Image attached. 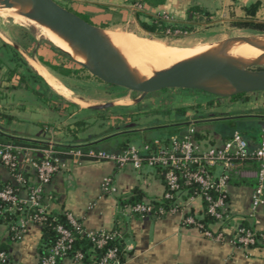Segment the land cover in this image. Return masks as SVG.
<instances>
[{
	"label": "crops",
	"instance_id": "1",
	"mask_svg": "<svg viewBox=\"0 0 264 264\" xmlns=\"http://www.w3.org/2000/svg\"><path fill=\"white\" fill-rule=\"evenodd\" d=\"M70 1L73 7L72 11L90 17L96 26L104 27L103 29L109 28L110 25H124L130 23L132 19H137V14L132 11L133 5L137 3L141 4L143 17L148 21L149 18L155 17L157 14L168 15L170 19L174 20V23L182 22L184 19L196 22V19H200V17H202L201 22L207 25H212L215 20L229 21V19L232 21L244 19L264 21V0ZM256 3L261 4L256 16L247 15L245 9ZM192 9L202 10L203 16L196 12L192 14ZM1 42L10 59L15 54L19 56L20 53L18 54L16 51L14 54L12 53L14 49L10 48L8 43ZM25 50L33 62L30 63L20 54L22 66L12 63L13 67L10 68L17 69L20 76L25 75L26 77L29 76L28 70L37 72L36 74L43 79L37 84L38 93L42 94L44 98L40 99L34 96L31 89H21L32 96L26 95L15 110L9 111L8 115H4L5 118L0 117V130L8 135L67 147L99 143L97 147L100 149L120 152L121 136L127 134L142 136L144 142L140 146L132 145L130 147L143 149L150 141L165 140L171 136L182 135L190 126H194L196 130L205 133L203 144L207 147H221L235 131H239L244 136L252 149L260 145L264 133V116L254 114H227V116L219 117L211 113L208 116L199 115L196 117L194 114L188 113L184 123L163 124L157 122L153 125L142 126L138 122H134L130 126V130L126 132H116L117 130H114L113 127H111V131L103 132L105 126H98V123H95L96 119L93 120V115H89L98 111L77 103L78 101L85 103L82 99L74 97L68 99L56 92L43 73H40L39 68L36 69L33 66L35 63L40 65L47 74L55 78L50 73L51 69L43 64L46 62L40 55L34 56L33 53H30L28 48ZM0 56L2 55L0 54ZM55 79L59 81L57 78ZM97 81L105 86L115 87L98 79ZM62 85L74 96L72 90L64 84ZM21 97L19 95V98ZM105 104L111 103L106 102ZM144 104V100L134 101L124 96L118 99L117 105L111 104V108L130 112L135 107L140 110L145 109V106H141ZM68 108H78L80 117H77V113H74L72 117L77 118V122L85 121L86 126L90 128L75 131L71 126L72 131L63 132L61 127L64 126V121L68 118L66 114ZM141 113L146 114V111H140L139 114L142 115ZM151 116L158 117L160 115L155 112L145 115L147 118ZM3 122L9 125L8 129L2 127ZM16 122L24 125L22 132L12 128V125L17 127ZM91 129L92 131H90ZM168 129H173L170 135H152L155 130ZM26 167L33 171L29 166ZM239 171L241 177L233 179L229 187L228 204L231 221L227 233L230 235L243 223L254 225L256 229L264 232V206L258 211L255 220L251 218L252 196L257 186L256 166L254 164L245 165L240 167ZM106 178L112 179L116 189L115 193H103L102 184ZM0 179L3 182H12L9 171L1 164ZM135 189L144 193L146 202L163 198L166 191L163 179L156 169L145 167L141 171H136L130 166L119 169L111 162L85 160L75 163L67 160L66 168L61 169L48 186L45 204L49 213L64 212L72 215L76 221L81 223L87 233L120 231L124 238L125 248L123 264H264V244L246 249L233 246L229 242H219L207 238L196 227L183 225L182 217L178 214L154 218L137 217L130 214L128 210L122 213L120 200L129 197ZM184 206L188 213L193 212L196 215H201L203 212V202L200 198L186 200ZM217 230V226L212 227L213 232ZM42 242L43 230L40 225H30L26 234L16 240L8 226L0 222V248L7 251L9 264H40ZM60 264L79 263L72 259H65Z\"/></svg>",
	"mask_w": 264,
	"mask_h": 264
},
{
	"label": "built area",
	"instance_id": "2",
	"mask_svg": "<svg viewBox=\"0 0 264 264\" xmlns=\"http://www.w3.org/2000/svg\"><path fill=\"white\" fill-rule=\"evenodd\" d=\"M136 6L142 8L140 4ZM161 16L170 21L168 15ZM196 133V128L190 126L184 134L171 136L167 143L155 140L143 149L130 147L120 152L83 146H73L62 151L57 149L56 145L39 149L0 142V164L9 171L13 183L0 189V218L6 219L8 214L17 215L7 226L13 238L20 239L30 225H42L45 215L49 213L45 204L46 190L54 176L66 168L67 160L75 163L85 160L111 162L119 169L130 166L136 171L145 167L163 171L166 188L163 198L172 201L169 211L164 208L156 210L149 202L124 211L154 218L178 214L182 217L183 225L196 227L207 238L229 242L233 246L246 249L264 244V232L256 229L254 225L237 227L230 235L227 233L231 221L229 187L233 177H241L240 167L250 164L256 166L257 186L252 196L251 218L255 220L258 211L264 206V133L260 145L255 149L250 147L239 131L233 132L221 147H207L199 143L195 138ZM26 166L36 174L33 187H26L28 179L22 174ZM1 182L3 181L0 179V184ZM182 185L197 189L185 199ZM102 191L105 194L116 192L111 178L104 179ZM196 198L202 200L203 212L213 220L209 229L200 221L203 212L201 215L186 212L184 201ZM67 220L79 235L91 239L96 250L105 248L110 242L124 239L117 230L87 233L81 223L70 214L67 215ZM214 226L218 227L216 232L212 231ZM57 232L58 240L48 255L41 259L40 264H58L71 250L75 241L73 231L59 225ZM124 256L125 248L120 250L118 247H112L95 262L84 263V255L81 253L75 255L72 260L79 264H123ZM0 264H9L8 256L4 252L0 253Z\"/></svg>",
	"mask_w": 264,
	"mask_h": 264
},
{
	"label": "rangeland",
	"instance_id": "3",
	"mask_svg": "<svg viewBox=\"0 0 264 264\" xmlns=\"http://www.w3.org/2000/svg\"><path fill=\"white\" fill-rule=\"evenodd\" d=\"M55 1L85 21L95 25V23L90 20V17L72 11L73 7L70 0ZM74 9L76 8L74 7ZM132 11L136 14H144L142 8H138L136 4L133 5ZM140 21L149 22L145 17H141V19H132L130 23L124 25H110V27L106 30L131 34L140 39L158 41L169 48L175 49H180V47L181 49L192 48L202 44H218L224 41H227L232 45L245 42L243 40H234L235 38L240 37L246 39L264 38L263 34L235 26V23L243 20H215L212 25H207L206 23H202L200 21L194 22L184 19L182 22H175V24L191 29L189 33L178 34L177 32V34L171 36L166 35L163 38H157L156 36L145 32L140 27ZM169 22L172 23L174 20L170 19ZM259 22L264 21L260 19ZM42 32V28L32 25L29 21H19L9 16L0 15V54L2 55L0 56V113L3 115H8V112L15 110L16 106L21 103L22 99H24L26 95L32 96L31 94L22 91L21 89L23 88L27 90L31 89L32 94L38 97L34 91L38 92L39 87L37 84L40 83V81L33 80V77L37 72L35 73L34 71L28 70L27 73L29 74L28 77L30 78L28 83L20 82V75L16 74L11 76L9 73L12 70L10 67H13L11 65L12 63L22 66L23 62L20 58V54L25 57L26 60L32 63V58L27 53L25 48H28L30 53H33L34 56L40 55V57L50 66L59 68L57 71L51 69L50 73L62 84L74 92V98L82 99L85 102L83 107L102 106L106 102L117 105L118 99H121L124 96L134 101L140 99V94L133 93L118 87L111 88L97 81V79L90 75L88 71H84L80 65L72 62V58L69 55L65 54L63 51L62 52L64 54H62L60 52L61 50L57 46L53 45L42 34ZM1 41L8 43L10 48L14 49V52L12 53L14 54L16 51L18 54L20 53L19 56L15 54V56L13 55V57L10 59L9 55H6V48H4ZM69 69L73 73L70 76L64 75L63 70ZM263 69L264 68L262 67L252 68L253 71ZM19 95L22 97L19 98ZM39 98L43 99L44 97L41 94ZM144 102L145 104L141 106H145V109L140 110L139 108L135 107L130 110L131 113L127 110L111 108L100 110L89 115H93V120L96 119L95 123H98V126H105L103 132L111 131V127L115 128L114 130H117L116 132H126L130 130V126L134 122H138L142 126L145 124L153 125L157 122L163 124L172 122L184 123L187 120L186 115L188 113H192L196 117L199 115L208 116L211 113H214V115L219 117L224 115L227 116V114H254L264 116V93L246 94L241 100L232 101L228 98H218L199 91L174 90L171 92L149 95L144 99ZM182 108L186 109L185 114L179 111V109ZM140 111H146L147 115L148 113L155 112L160 116H151L152 118H147L145 117L146 114L141 113L142 115H140ZM74 113H77V117H80V111L78 108H68L66 112L68 118L66 121H64V126L61 127L63 132H68L69 130L72 131V128H70L71 126L75 131L82 130L83 128H90L87 127L86 124L82 127L77 126V118L72 117ZM145 119L148 120L146 121ZM16 123L17 127L12 125V128H15V130L18 132H22L24 125L19 122ZM2 124L3 128H9V125L5 122ZM172 130L173 129L158 131L155 130L154 134L152 135L166 136L170 135ZM90 131H92V129ZM121 137V141L127 142L129 147L132 145L138 147L144 142L142 136H137L135 134H127L126 136Z\"/></svg>",
	"mask_w": 264,
	"mask_h": 264
},
{
	"label": "water",
	"instance_id": "4",
	"mask_svg": "<svg viewBox=\"0 0 264 264\" xmlns=\"http://www.w3.org/2000/svg\"><path fill=\"white\" fill-rule=\"evenodd\" d=\"M2 1L10 5L20 2V0ZM28 1L31 12L23 14V17L49 27L77 46L102 74L77 62L83 69L108 85L140 94L139 101L152 94L174 90L199 91L228 99L237 95L264 93V69L252 70L255 67L264 68V66L253 65L242 69L231 60L217 57L193 65H181L174 69L170 76L156 73L150 79L137 80L128 70L120 53L105 38L103 34L105 29L85 21L55 0ZM242 40L252 43L246 38H242ZM226 86L232 87L234 91L222 93L221 90ZM111 107V104H105L92 107V109L100 111Z\"/></svg>",
	"mask_w": 264,
	"mask_h": 264
},
{
	"label": "bare ground",
	"instance_id": "5",
	"mask_svg": "<svg viewBox=\"0 0 264 264\" xmlns=\"http://www.w3.org/2000/svg\"><path fill=\"white\" fill-rule=\"evenodd\" d=\"M31 12L28 0H20L18 4H7L0 0V15L9 16L19 21H29L32 25L43 29L42 34L65 54L69 55L74 61L90 67L93 71L99 72L88 60L87 56L80 49L66 40L45 25L33 20L26 19L23 14ZM108 42L123 57L128 70L137 80L144 81L153 77L156 73L172 75V71L181 65H193L204 62L213 57L227 59L235 62L240 68L247 69L253 65L264 66V38L248 39L252 43L242 42L230 44L227 41L218 44H202L192 48L175 49L169 48L158 41L140 39L134 35L104 30L103 32ZM235 41H242V37L235 38ZM257 46H253V45ZM33 62V61H32ZM39 68L44 77L47 78L51 87L68 99L73 98V94L64 87L59 81L51 77L42 69L40 65H33ZM40 66V67H39ZM37 71V70H36ZM222 93H232L234 89L226 86L221 90ZM74 101V100H73ZM76 102V101H75ZM80 105L85 103L78 101Z\"/></svg>",
	"mask_w": 264,
	"mask_h": 264
},
{
	"label": "trees",
	"instance_id": "6",
	"mask_svg": "<svg viewBox=\"0 0 264 264\" xmlns=\"http://www.w3.org/2000/svg\"><path fill=\"white\" fill-rule=\"evenodd\" d=\"M137 3V2H136ZM140 4V3H137ZM141 5V4H140ZM261 7L260 3H256L254 5H252L251 7L245 9L247 15L251 16V17H255L257 12L259 11ZM197 13L198 15L203 16V11L200 9H192L191 13ZM144 15L142 13H137V19H141V17H143ZM202 17H200V19H196V21H202L201 19ZM149 22L146 21H140V27L147 33L156 36L157 38H163L164 36H171L174 34H185V33H189L191 31V29L187 28V27H183L181 25L175 24L174 22H169L165 19L162 18L161 14H157L155 17H151L149 18ZM235 26L239 27V28H244V29H248L260 34H264V22H259L256 19H244L243 21H240L238 23H235ZM104 28V27H103ZM62 54H64L62 51H60ZM72 62H74L75 64L79 65L77 62H75L73 59H71ZM45 66H48L50 69L52 70H59L58 67H52L47 63H43ZM82 68V67H81ZM83 69V68H82ZM85 71V69H83ZM62 71V70H61ZM63 74L66 76H70L73 72L69 69V70H63ZM10 75H16L18 73V70H11ZM30 80L29 77H26L25 75H21L20 76V82L25 83ZM33 80H39L40 82L43 81V79L35 74V76L33 77ZM34 93L40 97L41 94L34 91ZM245 95H237V96H233L231 98L232 101H239L241 100ZM212 103V102H211ZM210 103V104H211ZM179 111H181L182 113H186V109L182 108L179 109ZM0 117H4V115L0 114ZM86 124L85 121H79L77 122V126H84ZM170 137H168L165 140H161L164 143H167L168 139ZM196 140L199 143H203L204 142V138H205V133L203 131H198L196 133L195 136ZM155 140L150 141L148 144H152ZM0 142H11L14 143L16 145H23V146H30V147H35V148H39V149H46L48 148L50 145L41 141H33V140H29V139H24V138H20L17 136H12V135H8L5 132L0 130ZM99 145V143H95V144H91V145H85L83 147L85 148H95V149H100L97 146ZM120 150L124 151L129 147V145L127 144V142H122L120 145ZM57 149L59 150H66V149H70V146H61V145H57L56 146ZM158 173L161 175L163 182L165 184V180H164V175H163V171L161 170H157ZM23 176L28 179V183L26 187H33L35 185L34 181L36 178V174L35 172L31 171L30 169H28L27 167H24L23 172H22ZM233 179H238V177H233ZM231 180V181H232ZM12 182H1L0 184V189L6 187L7 185H12ZM183 184V183H182ZM183 186V185H182ZM19 187V186H18ZM183 190L185 191L184 193V198L187 199L188 197H190L191 195H193L195 193V189H197L196 187H184L183 186ZM23 189V187H22ZM147 203L145 201V195L144 193L139 190V189H135L132 194L127 197L126 199H121L120 200V209L123 213V211L127 208L130 207H135L136 205L139 204H145ZM156 210L159 209H165L166 211H169V209L171 208L172 205V201L170 200H165L164 198L161 199H156V200H152L149 202ZM67 215L68 213H64V212H59V213H48L45 215L43 223L41 225L42 230H43V242H42V247L40 249V261L42 258H44L45 256L48 255L50 249L55 245L56 241L59 238V234L57 232V227L59 225H63L65 227H67L68 229L73 231L74 237H75V241L72 245L71 250L67 253V255L61 259L59 261L58 264H60L63 260L65 259H72L75 257V255H77L78 253H81L84 255V263H88V262H95L98 261V259L105 253V251L109 248L112 247H118L120 250L124 249V240H116L113 242H110L105 248L101 249V250H96L94 247L93 242L91 241L90 238L85 237V236H81L79 235L75 230H73V228L71 227V225L69 224L68 220H67ZM17 215H12V214H8L6 219L0 218V222L4 223L5 225H7V223L10 220H13L16 218ZM137 217H141L140 215H135ZM155 218H163V217H155ZM201 218V217H200ZM200 221L202 222V224L204 225V227L206 229H209L210 225L212 224L213 220L211 219V217L209 215H207L205 212H203L202 214V218L200 219ZM238 227H251L250 224L247 223H243ZM13 236V235H12ZM94 249V250H93ZM4 252L7 254V251H5L4 249L0 248V253ZM95 254V255H94ZM122 260H124V258H122Z\"/></svg>",
	"mask_w": 264,
	"mask_h": 264
}]
</instances>
